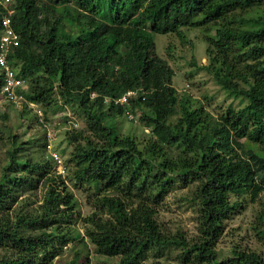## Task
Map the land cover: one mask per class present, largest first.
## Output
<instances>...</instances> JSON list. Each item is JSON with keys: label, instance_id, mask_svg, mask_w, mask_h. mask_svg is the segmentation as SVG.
Listing matches in <instances>:
<instances>
[{"label": "trees", "instance_id": "1", "mask_svg": "<svg viewBox=\"0 0 264 264\" xmlns=\"http://www.w3.org/2000/svg\"><path fill=\"white\" fill-rule=\"evenodd\" d=\"M262 5L264 0H13L10 20L19 44L7 60L24 80L19 92L41 109L48 123L66 105L83 114L87 135L83 129L67 132L73 143L67 162L73 180L91 186L95 195L96 210L85 218L84 232L97 254L117 257V264H140L150 250L174 245L185 258L191 254L195 264H264L263 256L236 249L218 261L213 248L223 221L241 207L229 195L254 198L264 191ZM235 10L248 16L238 25L230 18ZM2 13L0 6V18ZM66 22L73 26L68 29ZM209 22L217 27L205 36L208 63L203 68L242 103L217 119L188 95H178L174 71L157 54L154 41L156 34ZM127 90H137L127 110L142 107L141 119L153 136L143 149L132 137L117 135L113 126L115 115L126 108L103 102ZM241 138L248 145L245 150ZM171 146L178 154L169 151ZM17 151H6L0 201L9 191L2 180L12 186L23 180L21 175L8 178V173L31 175L52 165L50 159L46 165L30 162ZM188 179L197 182L201 211V234L190 246L162 234L154 218V205L172 183ZM114 189L124 195L104 193ZM70 192L61 195L50 187L41 214L18 216L12 223L0 218V247L11 253L0 264H35L37 252L46 251L55 238L64 242L67 231L41 228L56 219L59 205H76ZM23 226L40 230L24 235ZM80 259L76 251L70 264Z\"/></svg>", "mask_w": 264, "mask_h": 264}, {"label": "rangeland", "instance_id": "2", "mask_svg": "<svg viewBox=\"0 0 264 264\" xmlns=\"http://www.w3.org/2000/svg\"><path fill=\"white\" fill-rule=\"evenodd\" d=\"M57 10L61 11V8L58 7ZM262 10L264 11V5ZM245 17L248 16L241 10H235L230 14L234 25H238L239 20ZM66 25L68 29L73 26L67 22ZM216 27V23L209 22L181 27L177 32L156 34L154 37L157 54L165 59L174 71L172 85L178 95H188L201 104L215 119L219 118L228 107L236 109L242 106L238 98L224 91L214 81L212 74L203 68L208 63L205 53V36L214 34ZM66 29L64 22V30ZM238 65L244 66L242 63ZM142 110V107H137L133 109L134 112L129 111L135 119H129L124 110L123 114L115 115L113 122L117 135L132 137L140 149H143L153 138L149 128L141 119ZM31 111L34 112L30 106L24 108L23 104L13 105L0 98V179L2 166L8 160L6 151L12 147L18 150L17 156L28 158L33 163L40 162L46 165L48 163L46 160H49L47 159L49 149L46 145L49 144L48 146L59 154L66 173L58 177L53 173L52 165L47 166L40 173L31 175L21 170L8 173V178L21 175L23 180L13 186L6 179L2 180L9 191L0 201V218L12 223L18 216L41 214L44 211L42 206L46 192L50 187L61 195L70 190L77 203L72 209L66 207L61 209L62 205H59L58 216L63 215L65 220L62 221L56 216L55 220L45 223L46 225L41 228L49 231L58 227L57 230L55 229L57 233L67 231L65 240L63 242L55 238L53 245L46 251L37 252L35 264H70L76 251L81 252V259L76 264H117V257L97 254L85 235L84 220L96 210L92 201L95 195L91 194V186L73 180L71 174L73 168L67 162L73 148L67 132L85 129L83 114L78 109L64 106L49 121L48 131L51 137L48 143L47 137L45 138L46 133L37 124ZM68 119H74L77 125L69 129L65 123ZM83 133L87 135L85 130ZM12 135L16 138L13 139ZM239 142L243 144L244 150L248 148L244 138L239 139ZM169 151L178 154L177 148L172 146ZM60 179H63L65 187L60 183ZM196 185L197 182L192 179L175 181L160 201L154 205L156 210L154 218L162 234L170 238H181L187 246L196 242L201 234V211L195 195ZM104 193L124 195L119 189L104 191ZM229 200L239 201L241 207L222 223V232L213 245L216 259L221 261L231 257L235 249L245 252L253 251L264 257V191H260L254 198H251L250 194L240 196L231 194ZM38 230L40 229L23 226L20 231L25 235L37 233ZM183 254L182 248L174 245L159 250L152 249L140 264H195L191 254L186 258ZM10 255V250L5 246L0 247V258Z\"/></svg>", "mask_w": 264, "mask_h": 264}, {"label": "built area", "instance_id": "3", "mask_svg": "<svg viewBox=\"0 0 264 264\" xmlns=\"http://www.w3.org/2000/svg\"><path fill=\"white\" fill-rule=\"evenodd\" d=\"M12 4L13 0H0V6L4 9V13L1 14L0 18V74L2 76L0 98L13 105L26 104L28 107L30 106L37 115V122L46 133L45 138L47 137V142L50 143L49 139L51 134L48 131L49 123L44 121L41 109L36 104L27 102L23 95L19 92L25 88L24 80L17 76L15 70L11 67L7 60L8 54L19 44V35L11 26L10 15L14 12ZM136 93L137 90H127L117 98L104 97L103 102L105 104L112 103L113 105H120L121 107L128 109L127 107H129L130 99L136 96ZM90 96L93 98L95 97V94L91 93ZM126 109L125 112L128 118L135 119V116H133L129 110ZM65 123L69 129H72L77 125L74 119H68ZM57 124H59V122H57ZM48 145L49 144L46 145L49 149L47 152V159L52 161L53 173L57 176H63L66 173V168L59 154Z\"/></svg>", "mask_w": 264, "mask_h": 264}]
</instances>
